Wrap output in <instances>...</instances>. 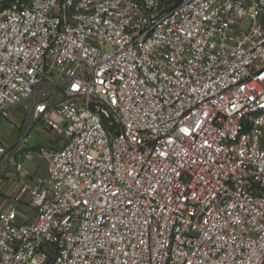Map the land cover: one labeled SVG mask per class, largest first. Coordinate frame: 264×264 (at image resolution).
Here are the masks:
<instances>
[{
    "label": "built area",
    "instance_id": "1",
    "mask_svg": "<svg viewBox=\"0 0 264 264\" xmlns=\"http://www.w3.org/2000/svg\"><path fill=\"white\" fill-rule=\"evenodd\" d=\"M23 104L53 147L0 139L29 208L0 264H264V0L17 1L0 120Z\"/></svg>",
    "mask_w": 264,
    "mask_h": 264
},
{
    "label": "rangeland",
    "instance_id": "2",
    "mask_svg": "<svg viewBox=\"0 0 264 264\" xmlns=\"http://www.w3.org/2000/svg\"><path fill=\"white\" fill-rule=\"evenodd\" d=\"M25 106L26 104L16 106L19 108L17 112H14L13 117L0 120V139L7 146L15 145L20 139V148L22 149L33 150L41 145H48L52 138L47 132L43 131L42 126L36 120L31 123V126L35 125L36 127H31L25 131V127L29 122V116L24 115ZM45 167L44 161L39 157H35L28 170L33 177L46 173ZM20 181L21 176L18 175L11 163L6 164L3 168L0 166V204H3V206L19 204L23 205V209H29L27 205H24L23 200L18 197Z\"/></svg>",
    "mask_w": 264,
    "mask_h": 264
},
{
    "label": "trees",
    "instance_id": "3",
    "mask_svg": "<svg viewBox=\"0 0 264 264\" xmlns=\"http://www.w3.org/2000/svg\"><path fill=\"white\" fill-rule=\"evenodd\" d=\"M23 2L25 0H0V10H3L15 2Z\"/></svg>",
    "mask_w": 264,
    "mask_h": 264
},
{
    "label": "crops",
    "instance_id": "4",
    "mask_svg": "<svg viewBox=\"0 0 264 264\" xmlns=\"http://www.w3.org/2000/svg\"><path fill=\"white\" fill-rule=\"evenodd\" d=\"M19 108V107H18ZM16 106H14V107H12L11 108V110H10V118L11 117H13L14 115H15V113L14 112H17V109H18ZM24 127V126H23ZM22 131H23V129H22ZM23 137V136H22ZM20 139L17 141V143L16 144H20ZM41 146H47V147H53L52 146V143H51V139H50V143H48V145H41Z\"/></svg>",
    "mask_w": 264,
    "mask_h": 264
}]
</instances>
